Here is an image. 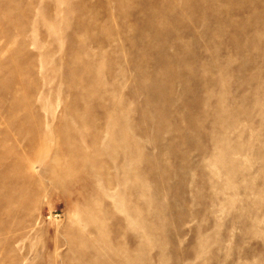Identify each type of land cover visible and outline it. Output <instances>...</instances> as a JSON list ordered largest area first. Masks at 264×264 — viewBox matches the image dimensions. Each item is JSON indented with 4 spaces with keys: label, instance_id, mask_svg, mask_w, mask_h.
Wrapping results in <instances>:
<instances>
[{
    "label": "rangeland",
    "instance_id": "374dc122",
    "mask_svg": "<svg viewBox=\"0 0 264 264\" xmlns=\"http://www.w3.org/2000/svg\"><path fill=\"white\" fill-rule=\"evenodd\" d=\"M0 264H264V0H0Z\"/></svg>",
    "mask_w": 264,
    "mask_h": 264
},
{
    "label": "bare ground",
    "instance_id": "6f19581e",
    "mask_svg": "<svg viewBox=\"0 0 264 264\" xmlns=\"http://www.w3.org/2000/svg\"><path fill=\"white\" fill-rule=\"evenodd\" d=\"M169 27L171 28V25H169L168 28H169ZM170 28H169V29H170ZM36 170H37V169H36Z\"/></svg>",
    "mask_w": 264,
    "mask_h": 264
}]
</instances>
